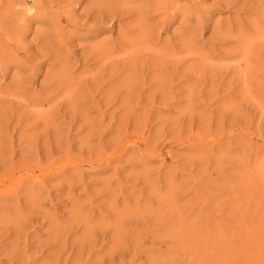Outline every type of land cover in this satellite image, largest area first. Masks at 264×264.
I'll return each mask as SVG.
<instances>
[{"label":"rangeland","instance_id":"1","mask_svg":"<svg viewBox=\"0 0 264 264\" xmlns=\"http://www.w3.org/2000/svg\"><path fill=\"white\" fill-rule=\"evenodd\" d=\"M0 264H264V0H0Z\"/></svg>","mask_w":264,"mask_h":264},{"label":"bare ground","instance_id":"2","mask_svg":"<svg viewBox=\"0 0 264 264\" xmlns=\"http://www.w3.org/2000/svg\"><path fill=\"white\" fill-rule=\"evenodd\" d=\"M29 12L33 14L34 11L33 10H30Z\"/></svg>","mask_w":264,"mask_h":264}]
</instances>
